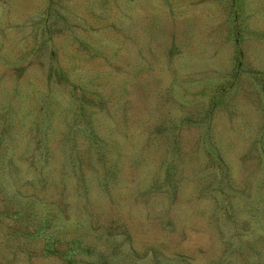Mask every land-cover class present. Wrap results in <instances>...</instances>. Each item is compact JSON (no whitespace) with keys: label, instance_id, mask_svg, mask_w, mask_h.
I'll list each match as a JSON object with an SVG mask.
<instances>
[{"label":"rangeland","instance_id":"1","mask_svg":"<svg viewBox=\"0 0 264 264\" xmlns=\"http://www.w3.org/2000/svg\"><path fill=\"white\" fill-rule=\"evenodd\" d=\"M0 264H264V0H0Z\"/></svg>","mask_w":264,"mask_h":264}]
</instances>
